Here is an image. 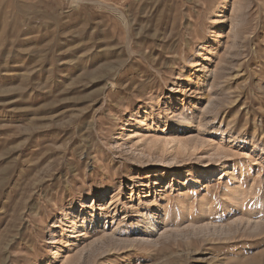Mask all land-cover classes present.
<instances>
[{"label": "rangeland", "instance_id": "obj_1", "mask_svg": "<svg viewBox=\"0 0 264 264\" xmlns=\"http://www.w3.org/2000/svg\"><path fill=\"white\" fill-rule=\"evenodd\" d=\"M0 264H264V0H0Z\"/></svg>", "mask_w": 264, "mask_h": 264}, {"label": "bare ground", "instance_id": "obj_2", "mask_svg": "<svg viewBox=\"0 0 264 264\" xmlns=\"http://www.w3.org/2000/svg\"><path fill=\"white\" fill-rule=\"evenodd\" d=\"M138 216L139 217H143V215L141 214V213H138ZM141 219H143V218H141ZM144 220H147V219H144ZM145 223H147V221L145 222ZM149 224V223H148ZM114 231V230H113ZM106 234V233H105Z\"/></svg>", "mask_w": 264, "mask_h": 264}]
</instances>
